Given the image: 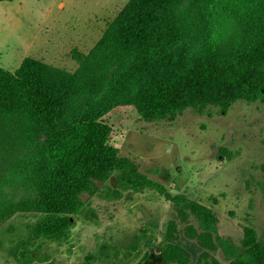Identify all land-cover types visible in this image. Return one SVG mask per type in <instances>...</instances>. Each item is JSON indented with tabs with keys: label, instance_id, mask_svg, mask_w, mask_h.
Wrapping results in <instances>:
<instances>
[{
	"label": "rangeland",
	"instance_id": "1",
	"mask_svg": "<svg viewBox=\"0 0 264 264\" xmlns=\"http://www.w3.org/2000/svg\"><path fill=\"white\" fill-rule=\"evenodd\" d=\"M128 0H0V67L16 70L30 56L73 72L75 53H87ZM179 23L191 36H203L205 17L196 0H182ZM169 21L151 58L132 57L115 68L105 89L71 105L64 120L107 108L110 143L133 163L132 176L116 169L97 182L94 193L81 194V210L59 238L36 230L43 216L15 212L0 223V264H158L168 221L177 222L183 243L195 241L187 225L198 227L192 214L182 221L175 205L144 177L210 207L218 232L240 244L245 226L264 237V103L234 100L185 108L158 119L140 117L136 103L145 89L164 80L173 60ZM29 142L0 160V205L29 196L27 156L39 154L45 139L41 124L30 125ZM199 230V229H198ZM195 246L189 264H200L204 251ZM226 264L222 250L210 253ZM210 261V264H213Z\"/></svg>",
	"mask_w": 264,
	"mask_h": 264
},
{
	"label": "trees",
	"instance_id": "2",
	"mask_svg": "<svg viewBox=\"0 0 264 264\" xmlns=\"http://www.w3.org/2000/svg\"><path fill=\"white\" fill-rule=\"evenodd\" d=\"M196 1L206 20L203 36L181 27L182 0H128L94 46L74 54L78 67L73 72L30 56L16 70L0 67V160L29 142L31 124L45 129L39 154L27 156L30 195L2 203L0 223L18 211L38 212L43 218L36 230L59 238L81 210L82 193H94L97 182L116 169L132 176L133 163L110 143L112 126L103 119L108 107L74 120L64 117L77 101L102 92L113 69L125 70L136 55L151 58L169 21L175 27L168 37L173 60L166 78L132 103L140 117L158 119L208 104L227 109L238 99L264 103V0ZM136 178L172 201L182 221L189 213L198 221V227L187 225L195 241L185 243L177 235L176 219L168 221L158 264H189L196 245L204 249L200 264H218L210 257L217 248L226 264H264V237L254 228L245 226L236 244L218 232V216L210 207ZM79 264L95 263L87 257Z\"/></svg>",
	"mask_w": 264,
	"mask_h": 264
}]
</instances>
